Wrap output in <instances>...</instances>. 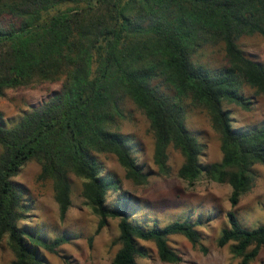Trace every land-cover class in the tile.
Returning a JSON list of instances; mask_svg holds the SVG:
<instances>
[{
    "label": "trees",
    "instance_id": "16d2710c",
    "mask_svg": "<svg viewBox=\"0 0 264 264\" xmlns=\"http://www.w3.org/2000/svg\"><path fill=\"white\" fill-rule=\"evenodd\" d=\"M252 34L264 38V0H0V97L6 89L61 81L58 91L13 124L0 111V239L7 237L11 264H45L42 250L56 253L67 241L46 240L19 224L28 206L13 177L30 160L40 165L37 178L52 182L61 217L71 206L74 174L83 179L82 196L99 218L97 231L118 218L112 264L150 257L139 240L153 243L161 261L180 262L170 245L174 234L207 251L199 219L146 227L130 216L124 199L120 206L107 204L118 182L102 175L97 154L115 155L127 178L147 182L120 132L126 99L149 122L160 173L170 172L172 147L183 158L177 175L189 185L205 177L231 187L228 225L217 244H230L240 264H249L264 245V224L243 226L234 209L254 184V165L264 164V124L235 128L223 103L249 109L245 85L264 96V64L238 44ZM217 44L223 46V68L194 61L199 50ZM188 107L205 111L219 134V161H201L206 144L186 126Z\"/></svg>",
    "mask_w": 264,
    "mask_h": 264
},
{
    "label": "rangeland",
    "instance_id": "374dc122",
    "mask_svg": "<svg viewBox=\"0 0 264 264\" xmlns=\"http://www.w3.org/2000/svg\"><path fill=\"white\" fill-rule=\"evenodd\" d=\"M238 44L243 52L255 61L264 64V38L260 34L243 35ZM194 61L211 69L226 65L222 44L208 45L194 55ZM61 88V81L44 82L30 87L6 89L0 97V111L7 124L22 112L30 110L47 100ZM244 95L251 102L249 109L234 103H223L230 112L232 125L241 130L264 124V96L255 94L254 89L243 86ZM125 119L120 122V132L127 139L132 155L147 175L145 184H135L125 176V169L115 155L97 154L102 164V175H111L118 182V188H111L107 194L109 206L130 207L134 221L151 227L165 225L176 219L200 220L197 227L203 232L202 244L206 252L193 246L184 236H170V245L182 257L180 262H164L157 255L153 243L139 240V245L149 250L150 257L138 258V264H240V259L232 255L230 244L218 246L217 238L223 227L228 225L226 212L231 208L229 195L231 187L201 177L189 185L177 175L183 158L174 148H169V174H162L152 159L153 136L149 122L133 103L125 100ZM186 126L198 140L205 143L200 159L214 162L221 159L219 134L215 132L205 111L188 107ZM256 179L252 188L239 199L235 212L239 222L246 227L264 224V164H255ZM40 165L35 160L27 161L19 173L13 177L24 188L23 202L28 211L19 222L38 236L52 240L64 236L67 241L57 248L56 253L42 250L45 264H112V258L119 248L117 240L118 218H109L107 224L97 231L98 216L93 213L82 196L83 179L70 174L71 206L64 217L60 216L54 198L52 182L39 180ZM13 251L7 237L0 239V264H11ZM249 264H264V245Z\"/></svg>",
    "mask_w": 264,
    "mask_h": 264
}]
</instances>
